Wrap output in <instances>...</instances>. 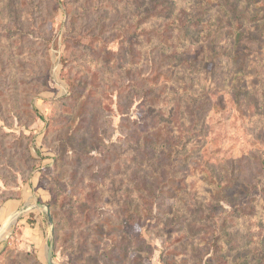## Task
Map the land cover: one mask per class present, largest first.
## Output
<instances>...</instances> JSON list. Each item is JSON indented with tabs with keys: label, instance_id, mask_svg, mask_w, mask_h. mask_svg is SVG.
Wrapping results in <instances>:
<instances>
[{
	"label": "rangeland",
	"instance_id": "obj_1",
	"mask_svg": "<svg viewBox=\"0 0 264 264\" xmlns=\"http://www.w3.org/2000/svg\"><path fill=\"white\" fill-rule=\"evenodd\" d=\"M188 91L203 125L140 202L132 137ZM35 172L56 264H264V0H0V204ZM14 234L0 264H46Z\"/></svg>",
	"mask_w": 264,
	"mask_h": 264
},
{
	"label": "trees",
	"instance_id": "obj_2",
	"mask_svg": "<svg viewBox=\"0 0 264 264\" xmlns=\"http://www.w3.org/2000/svg\"><path fill=\"white\" fill-rule=\"evenodd\" d=\"M158 13H152L151 14V19L154 18ZM76 94H74L75 96ZM186 101L188 103V108H190L189 114L191 119L190 121L187 122L184 119H182V113H178V119L174 122L173 117L168 120V119H161L159 116L160 114H154L158 115L155 118V123L158 124V122L161 120L162 127L156 128L155 126L149 127L146 129V134L142 136H136L132 137L133 143L132 145L135 146L136 148V155H137V166L145 171L147 173L145 178L140 179L138 183H136L135 188L138 189V200L140 202H147L146 197L149 198V200H152L158 196V194L163 193L162 191V186L166 184L167 182L171 181V179L174 177V174H176V171L174 168H176L175 162L173 163L172 158L176 157H181L185 155L187 152V148L189 145H193L194 138H196L198 135H195L196 133V128L199 126H202V115L200 113V109L204 105L205 101L210 98L206 95H202V98L200 95H197L193 91H188L186 93ZM126 97V96H124ZM78 97H75V99ZM180 99L178 98L176 102H179ZM97 106H94L89 103L84 104V109L83 111L84 114H88L89 111L92 109H99V105L96 104ZM180 105V102L178 103ZM123 106V105H122ZM90 107H92L90 109ZM83 109V110H84ZM125 112H122V114H125ZM95 115H92L85 119L83 122V126L80 127L73 135H78V133H82L84 137H87V141L90 142V144H97L96 142H93V140L96 139L94 136V133L97 132L94 128V121ZM204 121V120H203ZM171 122H174L175 124H178V127L175 129L174 125L171 124ZM187 122V123H186ZM136 123V122H134ZM133 123V125H134ZM148 124V123H147ZM146 124V126H147ZM187 124H190L187 129H185V126ZM190 131H195L194 135H189ZM90 134V136L88 135ZM103 132L101 134L99 133L100 139H103ZM126 135H124V140H126ZM193 142V143H192ZM192 143V144H191ZM91 146V145H90ZM92 147V146H91ZM85 148H87V151L84 152V157L89 158V147L87 144H85ZM179 157V158H180ZM245 155H242L240 158L241 160H244ZM252 157L250 156V159ZM257 158V157H256ZM83 159V158H82ZM135 161V158L133 159ZM242 170V168H241ZM154 175L155 178H151L149 176ZM153 181V182H151ZM154 191L150 189V185L154 184ZM228 186L227 183L224 185H220L217 183L218 187V192L222 193L225 191V187ZM164 188V187H163ZM157 190V192H156ZM156 194V195H155ZM47 205L51 208V203L47 202ZM51 211V209H50ZM52 218V217H51ZM53 230V250H54V244H55V228Z\"/></svg>",
	"mask_w": 264,
	"mask_h": 264
},
{
	"label": "crops",
	"instance_id": "obj_3",
	"mask_svg": "<svg viewBox=\"0 0 264 264\" xmlns=\"http://www.w3.org/2000/svg\"><path fill=\"white\" fill-rule=\"evenodd\" d=\"M38 176L39 172H35L20 186L16 185L14 195L0 204V225L6 221L7 229L10 225L15 227L17 248L34 254L40 263H46L50 227L44 215V205L50 195Z\"/></svg>",
	"mask_w": 264,
	"mask_h": 264
},
{
	"label": "water",
	"instance_id": "obj_4",
	"mask_svg": "<svg viewBox=\"0 0 264 264\" xmlns=\"http://www.w3.org/2000/svg\"><path fill=\"white\" fill-rule=\"evenodd\" d=\"M42 206V205H40ZM45 208H47V205H44ZM47 217V222L50 227V235H49V240L47 244V249H46V264H56L53 260V230H52V218L49 212L46 213ZM7 222L5 221L0 225V232L5 229Z\"/></svg>",
	"mask_w": 264,
	"mask_h": 264
},
{
	"label": "bare ground",
	"instance_id": "obj_5",
	"mask_svg": "<svg viewBox=\"0 0 264 264\" xmlns=\"http://www.w3.org/2000/svg\"><path fill=\"white\" fill-rule=\"evenodd\" d=\"M7 228V227H6ZM6 228L4 230H2V232L0 233V236L3 235V233L6 231Z\"/></svg>",
	"mask_w": 264,
	"mask_h": 264
}]
</instances>
